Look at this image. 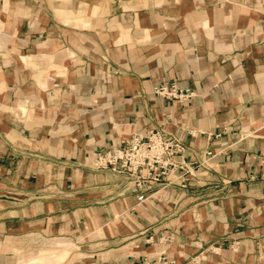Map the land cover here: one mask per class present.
Listing matches in <instances>:
<instances>
[{
	"label": "crops",
	"instance_id": "obj_1",
	"mask_svg": "<svg viewBox=\"0 0 264 264\" xmlns=\"http://www.w3.org/2000/svg\"><path fill=\"white\" fill-rule=\"evenodd\" d=\"M172 85L194 95L154 92ZM159 129L186 188L140 203L91 167ZM48 243L72 264H264V0H0V264Z\"/></svg>",
	"mask_w": 264,
	"mask_h": 264
},
{
	"label": "built area",
	"instance_id": "obj_2",
	"mask_svg": "<svg viewBox=\"0 0 264 264\" xmlns=\"http://www.w3.org/2000/svg\"><path fill=\"white\" fill-rule=\"evenodd\" d=\"M154 92L163 98L181 101L194 95L175 85L155 88ZM185 152L182 139L159 129L147 135L135 134L105 153L94 154L91 167L119 177L125 189L137 194L138 202L143 203L154 188L187 187L194 174L186 171Z\"/></svg>",
	"mask_w": 264,
	"mask_h": 264
},
{
	"label": "rangeland",
	"instance_id": "obj_3",
	"mask_svg": "<svg viewBox=\"0 0 264 264\" xmlns=\"http://www.w3.org/2000/svg\"><path fill=\"white\" fill-rule=\"evenodd\" d=\"M65 242V241H61ZM55 243V242H53ZM48 243L47 245H40L39 247H30L27 255L24 258H29L32 256H40L41 259L38 261H33L34 264H72L66 260L67 256L70 253V247L63 244H53ZM66 243V242H65ZM76 251V247L72 250L69 259L72 257L73 253ZM23 258V259H24ZM49 259V261H47ZM66 260V261H65ZM65 261V262H64ZM64 262V263H63ZM29 262L21 260V264H28Z\"/></svg>",
	"mask_w": 264,
	"mask_h": 264
}]
</instances>
